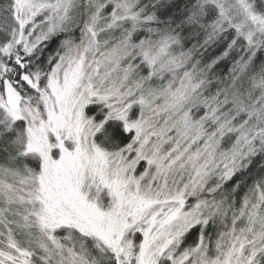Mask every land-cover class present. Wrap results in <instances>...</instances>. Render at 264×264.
<instances>
[{
	"label": "snow or ice",
	"instance_id": "1",
	"mask_svg": "<svg viewBox=\"0 0 264 264\" xmlns=\"http://www.w3.org/2000/svg\"><path fill=\"white\" fill-rule=\"evenodd\" d=\"M0 264H264V0H0Z\"/></svg>",
	"mask_w": 264,
	"mask_h": 264
}]
</instances>
